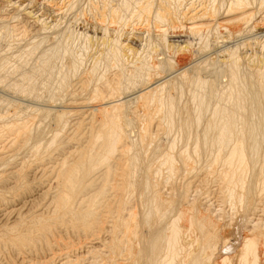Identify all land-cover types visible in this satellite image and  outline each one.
I'll list each match as a JSON object with an SVG mask.
<instances>
[{"label": "bare ground", "instance_id": "6f19581e", "mask_svg": "<svg viewBox=\"0 0 264 264\" xmlns=\"http://www.w3.org/2000/svg\"><path fill=\"white\" fill-rule=\"evenodd\" d=\"M188 1L102 0L95 10L102 27L113 20L122 28L132 18L153 23L157 52L148 47L146 54L133 55L129 68L119 37L104 43L102 57L87 70L83 55L71 50V30L45 28L37 19L32 25L20 20V13H7L9 4L0 5V46L9 43L7 50L0 48V264H84L99 252L103 260L98 262V254L89 263L264 264V66L243 63L238 51L254 42L223 50L229 83L221 92L216 80L204 76L222 73L219 60L197 61L191 52L193 61L181 55L186 46H168L172 27L200 36V57L210 33L220 39L225 31L232 40L253 35L264 25V0H209L200 10ZM51 2L60 13L74 10L70 0ZM32 33L36 39L19 50ZM29 65L31 70L23 71ZM81 68L85 76L71 89L70 78ZM186 90L192 106L179 105ZM218 96L219 105L212 107ZM155 116L166 135L176 127L188 138L194 132L192 154L188 142L186 151L175 153L174 137L158 163L167 166L154 168L152 156L160 149L148 147ZM202 149L207 162L199 180L208 177L203 172L214 175L235 210L227 227L203 216L200 200L190 198L191 179L200 172L194 156ZM161 168L170 171L164 181L176 173L186 178L181 190L162 193ZM239 227L247 230L241 245ZM87 244L101 248H91L92 257L83 256V262L77 251ZM235 249L236 260L230 257Z\"/></svg>", "mask_w": 264, "mask_h": 264}, {"label": "rangeland", "instance_id": "374dc122", "mask_svg": "<svg viewBox=\"0 0 264 264\" xmlns=\"http://www.w3.org/2000/svg\"><path fill=\"white\" fill-rule=\"evenodd\" d=\"M0 1H1L0 2V5L3 4L2 6H4V5L7 6L9 4L7 6L8 8H6L7 13H10V14L12 13L13 15L15 13H17V14L20 13L17 16H19L20 17L19 19L20 20L22 19V21H28L30 24L34 25L35 21L39 20V24H42V25L45 24L46 25V26L44 25L45 28L46 27H48V28L51 27L52 28L54 25H58V26H60L59 29H57L58 31L61 30V32L62 31L64 32V31H70L71 30V32H73V36L74 37H73V41H71V43H70V47L73 48V49H71V50H73V52L77 53L78 55H80V54L83 55V57H84L83 59H85L84 60V63H83V69L84 70L89 69L90 68L89 65L93 64V62H96L97 61V58L100 59V57H98V56H100L103 53L102 51L104 50L103 49L104 48V46H103L104 43L107 42V41L108 42H111L112 39L115 40V39H117V38L120 37L119 40L123 44L122 45L123 49L126 47L124 49L125 52L127 51L126 52V56L127 57L125 58V60L127 59L126 63L127 62L130 63L129 64V68L132 67V65H133V63L135 61L133 55H135V54H138V55L139 54H141V55L146 54L148 52V47H153L155 49L154 42L156 41L155 38L158 37V33L155 31V27H153L154 26L153 23H151L150 25H147V23H145L144 20H138V19L136 20L135 18H132L131 21H127V23L130 22L128 25H124V23H122V26H124L125 28L124 27L120 28L119 27L120 24H118V23H113L114 24L113 25L112 24V22H114L113 20H112V22L111 21H107V22H109V23H107V25L108 24H110V25L112 24L113 26L108 25V26H106L107 28L106 27H102L103 24L102 23H98L99 20H96L97 18L100 19V16L97 14V12L95 13L96 8L102 7V5H103L102 0H70L74 4L73 5L74 6L73 7L74 10H72V11L69 10V11L64 12V13L62 11L63 14L60 13L61 11L58 12L57 10H55V8L53 7V3L51 2L53 0H0ZM57 1L58 2H61L62 0L61 1L60 0H57ZM191 1L194 2V3L192 2L194 5L192 3H190L191 4V7L192 6H196V7H194V8H197L196 10H200V9H202L204 7H207L208 5L209 6L211 5V3L209 2V0H207V1L206 0H203V1L202 0H195V1L194 0H189L188 2H191ZM95 2L96 3L99 2L100 4L99 3L96 4ZM196 2H198L197 5H196ZM203 3H205L204 6H203ZM95 4H96L97 7L95 6ZM114 4H115V2H114ZM263 14H260L259 15V16H261L260 19H262ZM30 20H32V21H30ZM0 23L2 24V22H0ZM132 23H134V25ZM13 24L16 25V22L15 23L13 22ZM100 24H102V25H100ZM147 26H150V27H147ZM263 27H264V25L262 27L258 28V29H254V32H253L254 34L252 33L253 35H250L249 36L246 33L245 36L247 38L245 36H243V38L242 37L234 38L235 40H232L234 36L229 37L228 34L225 31L223 32L224 33L223 38H220L221 40L219 38H217L215 36V34L210 33V36H209L210 39L208 38L209 39L208 40V44L209 45L206 48L207 50L204 49V51H206V52L204 53V51H202V53L204 55L201 54L204 57L203 56L200 57V55H198V56L196 55V53H197L196 51L197 50H200L199 47L202 46L201 45L202 44L201 43L202 41L200 39V36H198V35L195 36V34H193V33H192L193 34L192 35L191 33L187 32V31H186V33H184V31L182 29H180V28H178V29H175L173 27H172V29L170 28L171 31H169L170 34L168 35L169 36L168 37V43H169L168 46H173L175 49L177 47L180 48V47H185L186 46V52L183 51L181 53V55L185 56V55L188 54L186 57L187 58L189 57V59L190 60H193V61H194V59L197 60V61H203V59H205L206 57L208 58L207 60H210V61L211 60L212 61L213 60H216V61L219 60L220 67L222 66V68H221L222 69V73L221 74L220 73H217V76H216L215 73H214L215 74L214 75L212 72H207L204 75V73H205L204 72L203 75L204 76H207V79L209 78L208 80H216V84L218 85V90H220V92H221L222 89H226L228 87V83H229L228 76L225 73V66H226L225 63L228 60L227 59L228 58L227 57V53H224V51H225L226 48H232L233 46L235 48L236 45H238L239 43L243 42L244 40L245 41L246 40L247 41L250 40L251 43L254 42L253 43V47L250 46V45H248V46L247 45H244V47H243V45H240V47L238 49L239 54H240V56L242 58L241 59L242 62L243 63H249L250 65L253 62V64H252L253 66H256V65H258L259 67L262 66V65L264 66V63H263L264 62V37H263L264 36V28ZM151 28H153V29H151ZM48 30L50 31L51 29H48ZM104 30H107V33H105L106 31H104ZM147 30L149 31V33H147ZM179 30H181V31H179ZM49 31H48V33H49ZM55 31L56 30L53 29V31L51 30L50 32L54 33ZM48 33H47V35L49 37L50 34H48ZM52 33H51V35H54ZM32 34H29V35L27 34V39L25 38V39H23V41H21V43L19 45V48L17 47V45L15 47H17L19 50L23 51L26 48L25 46H27L28 43H31L30 41H31V37L32 36H33L32 37L33 38L32 41L34 39H36V37H35L36 35H34V33H32ZM51 37L52 36H50V38ZM255 38H258V39L257 40H253ZM149 39L150 40L152 39V40L150 41ZM154 39H155V41H153ZM27 41H29V42H27ZM6 43H8V42H6ZM6 43L5 42H2V44H1L5 49L2 46H0V48H3L4 50H7L6 48L9 47V43L8 44H6ZM47 45H49V43L45 44V46H47ZM20 47H21V49H20ZM249 47H251V48H249ZM130 49H131V51H130ZM4 50L1 49V51H4ZM154 51L157 52V49H155ZM160 52L161 51L159 50L158 53L160 54ZM191 52L192 53H195L194 56H196V58L195 57H194V59H193V57L190 58L192 56V53ZM2 53H5V51L2 52ZM200 53H201V51H200ZM101 57H102V55H101ZM198 57H200V58L198 59ZM64 60H65L64 62H63V60H59L58 61V63H60L58 65H60V67H61V62H63V64L66 62L67 65L69 64V62L67 63V60H69V59H67V57ZM31 61H30V63L32 64L33 61L32 62ZM128 63H127V65H128ZM255 63H256V65H255ZM30 67H31V65L28 66V69L29 70L25 67L26 69L24 68L23 71H25V70L26 71H30L31 70ZM83 69L81 68V71L79 72V75L78 76H76V77L75 76H73V77L71 76L72 78H70V84H71V82H74V86H73V83H72V86L75 87V88L72 87L71 89H74L75 90V89H78L79 88L80 79H82V77L85 76V73H84V75L82 73V72H84ZM11 77H14L15 78V76H11ZM78 77H80V79ZM16 78H17V76H16ZM42 78H43V79H41L42 82H44V81L47 80V79H45V76L42 77ZM78 79H79V81H77ZM0 91H1L0 92V95H4V93H3L4 91H2V89ZM11 93L12 92H9V94H11ZM217 98L218 99L213 100L211 102V106L212 107H214L216 105H219V103H220L219 101L221 100V98H220V96H218ZM180 99H179V105L180 106L187 105V103L190 104V106H192L191 101H189V99H190V93L187 92V90L183 93V96H181ZM183 101L185 103H183ZM156 116L154 117V123H155L154 126L155 127L153 126V128L151 130V134H153L152 135V138H154V139H152L153 141L149 145L148 148H149V151H150L151 149L152 150H155L154 148L159 147L160 151H159L158 154L156 153L155 155H153V152L152 151H151L152 153L150 152L153 155L152 157H154L157 160L156 164L154 163L155 164L154 165V168L157 165H159V166L161 165L160 167H163L165 165L164 166V168H165L167 166L166 164H164V163L158 164V163H159V161L160 162L163 161L164 155L168 151V147H169L168 145L170 143L169 141L172 140V139H174V137H175V140L177 142L175 144V146H174L175 147L174 148V152L175 153L177 152V150H178V152H180L179 150H185L184 146H186V143L188 142L187 147L189 148V152L192 154V149L191 148L192 147L194 148V145L193 144H194V141H195V137L196 136H195V134H193L194 132H191V135H190L191 137L188 138V137H186V134L183 135V133L181 131H179L177 127H176V129L173 130V132L170 135H166V134H164V131H162L163 128L160 126L159 119ZM207 116L208 115L205 114L204 119H207ZM143 119H145V118H143ZM143 119L141 117L140 120H138V121L141 122ZM204 119H203V121H205ZM137 124H138V122H137ZM137 124H136V126H134V128L132 127V133L133 134H137L138 131H140V127L142 126L141 125L142 123L141 124L139 123V125H137ZM203 124H204V122L201 124V126ZM158 127H159V129H158ZM47 129H48V127L46 126L45 136H47L46 138H49L51 136V132L48 131L49 129L48 130ZM194 130H196V129H193V131ZM175 131H177V132H175ZM178 131H179V133H178ZM49 132H50V134H49ZM186 140H189V141H186ZM192 141H193V143H192L193 146L191 145V142ZM155 143L156 144L158 143L160 146L156 145ZM155 145H156V147H155ZM160 155H162L163 158ZM159 156L161 157V159H160ZM154 158H153V160H154ZM194 158H196L197 160H199L196 163V165L198 164L197 167L199 168V169L196 168V170L198 172V171H200L201 168H203V166H205V164L207 162L206 152L202 149L201 152H200V156H194ZM203 159H206V161H204ZM156 160H154V162ZM164 168H161V171L162 172H161V175L158 178V182L160 184V185L159 184L158 185L162 189L161 190V191H163L162 193L169 194V193L173 192L172 189H176V187H178L176 190H178V189L181 190L182 189V185L184 184V182H186V178L183 179L184 176H180L178 178V174L176 173L175 175L173 174L174 176L171 177L170 179H168V181H164V179L166 177H168L169 174H170V171H168L169 169L166 168V170H165ZM163 169H164L165 172L163 171ZM163 173L165 175H163ZM201 174H202V171H200L197 174H195L196 176H193V178L191 179V180H193L194 183H191V191H190V195L191 196H190V198L192 197L191 199L194 200V201L195 200L196 201L197 200H200L199 203L201 205L200 208H201V211H202L203 216H208L209 215L213 219H220L219 222L221 224H223V225H226V227H227L228 224L231 223V222H229V220L231 219V216L234 214L235 210L232 209V206H231V204L229 202H227L226 200H224L225 199V196L222 193H220V191L218 189L219 186H218L217 180H215L214 175H209V174H206L205 172H203V175L204 174L205 175H208V177L206 176V180L205 181H202V179L199 180L200 179L199 176ZM162 176H164V177H162ZM212 177H214V178H212ZM195 178H196V180H195ZM155 179H157V177H155ZM182 179L185 180V181H183ZM162 181H164L166 183H164ZM173 181H176L180 186L176 182H175V184H172L171 185V182L174 183ZM205 182H207V183H205ZM173 185H174V187H173ZM223 196H224V198H223ZM221 198L224 201H226V203H224V201ZM135 200L136 199H134L133 204L137 203V200L136 201ZM209 206L212 207V208L211 209H207ZM203 209L206 210V211H204ZM207 210H209V211H207ZM203 212H205V213H203ZM233 218H236V215L233 216ZM2 219H3V221H1V224H3V222L6 223V220L4 218H2ZM222 219H224V220H222ZM221 220L223 222H221ZM226 223H228V224H226ZM244 231H245V233L247 232V230L245 229V227H239L236 230V238L238 239V241L236 239V241H237L236 243L237 244H240V245L242 244L243 237L245 236ZM105 237L108 238L107 236H104V238ZM97 244L94 245L95 247L94 246L91 247L92 245L87 244L86 247L84 246L83 248H81V249H79L77 251V254L78 255L80 254L81 258L83 259V262L86 261L87 258H91L92 257V256L90 257V253H89V252H93L92 250L90 251L91 248H95L96 250H97V248H101V246L100 245L98 246ZM86 249H88V250H86ZM99 251L100 250L98 249L97 252H99ZM86 252H87V254H86ZM232 252H233V254L230 255V257L232 258L234 256V260H236V255L238 254V252L236 251V249H235V251L233 250ZM94 254L95 253H93L94 258L97 257L98 254H99V256H98V258H99L98 259V262L99 261L101 262V260H103L102 253L100 254V252H99L98 254L96 253L97 255L96 254L94 255ZM238 255H237V257L240 258V254H238ZM83 256H85V257L87 256V258H85ZM94 258H92V260L91 259L90 260L88 259L86 262H84V264H86V263L91 264V263H89V261L93 262L96 259V258L95 259ZM13 259H15V257ZM46 259H49V257L47 256ZM237 260H239V259L237 258Z\"/></svg>", "mask_w": 264, "mask_h": 264}]
</instances>
